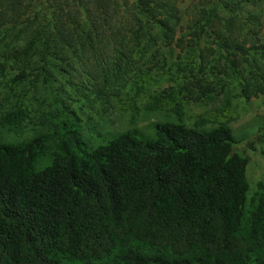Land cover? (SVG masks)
I'll list each match as a JSON object with an SVG mask.
<instances>
[{"label": "trees", "instance_id": "16d2710c", "mask_svg": "<svg viewBox=\"0 0 264 264\" xmlns=\"http://www.w3.org/2000/svg\"><path fill=\"white\" fill-rule=\"evenodd\" d=\"M249 21L259 25L257 17ZM218 25L222 57L253 75L240 96L248 102L264 95L258 31L221 19ZM203 35L204 26L192 41ZM127 62L120 72L121 62L112 73H97L100 99L110 97L105 91H114ZM41 73L45 78L46 64ZM196 88L193 101L215 89L191 80L184 90ZM21 105L2 116L4 126L23 121ZM74 120L56 110L43 115L38 124L45 129L30 140L0 141V264H264V184L251 196L247 175L248 152L264 149V126L238 138L224 122H164L150 139L134 129L95 146Z\"/></svg>", "mask_w": 264, "mask_h": 264}, {"label": "rangeland", "instance_id": "374dc122", "mask_svg": "<svg viewBox=\"0 0 264 264\" xmlns=\"http://www.w3.org/2000/svg\"><path fill=\"white\" fill-rule=\"evenodd\" d=\"M224 1L121 0L118 11L114 0H0V141L30 140L45 129L38 124L43 115L56 110L78 120L95 146L134 129L150 139L153 127L164 122L189 127L224 122L238 138L255 133L264 126V95L248 102L240 96L242 83L253 75L244 66L233 68V59L222 57L215 42L224 33L221 19L233 28L246 25L249 34L258 31L264 44V0H235L228 8ZM202 14L214 26L205 25ZM253 17L259 25H251ZM203 26V39L192 41V33ZM30 43L33 49L25 54ZM125 45L130 49L120 54ZM127 61L114 91H105L110 97L100 99L97 73H112L121 62L120 72ZM191 80L207 81L215 89L193 101L199 90L190 95L184 90ZM18 103L23 121L4 126L2 116ZM153 104L158 109L148 107ZM248 157L252 196L264 184V149L257 145Z\"/></svg>", "mask_w": 264, "mask_h": 264}]
</instances>
